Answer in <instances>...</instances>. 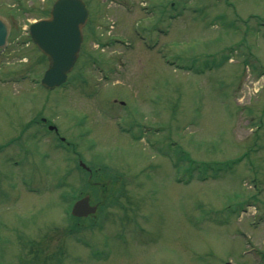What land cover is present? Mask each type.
<instances>
[{"label":"rangeland","instance_id":"1","mask_svg":"<svg viewBox=\"0 0 264 264\" xmlns=\"http://www.w3.org/2000/svg\"><path fill=\"white\" fill-rule=\"evenodd\" d=\"M54 1L0 0V264H264V0H85L49 89L19 77L48 67L29 24Z\"/></svg>","mask_w":264,"mask_h":264},{"label":"water","instance_id":"2","mask_svg":"<svg viewBox=\"0 0 264 264\" xmlns=\"http://www.w3.org/2000/svg\"><path fill=\"white\" fill-rule=\"evenodd\" d=\"M87 18L84 0H56L49 17L31 24L32 38L49 59V67L42 79L46 87L55 88L66 80L78 58ZM9 32L10 22L0 15V48L7 44ZM96 210L97 205L90 204L89 195L79 199L73 207V213L78 216Z\"/></svg>","mask_w":264,"mask_h":264},{"label":"flooded vegetation","instance_id":"3","mask_svg":"<svg viewBox=\"0 0 264 264\" xmlns=\"http://www.w3.org/2000/svg\"><path fill=\"white\" fill-rule=\"evenodd\" d=\"M42 120H43V118H42ZM46 122V121H45ZM48 125V124H47Z\"/></svg>","mask_w":264,"mask_h":264}]
</instances>
